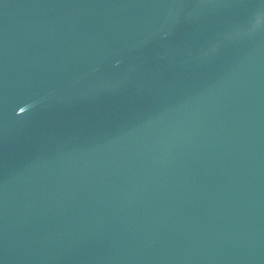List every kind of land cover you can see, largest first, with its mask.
Here are the masks:
<instances>
[{
	"label": "water",
	"instance_id": "water-1",
	"mask_svg": "<svg viewBox=\"0 0 264 264\" xmlns=\"http://www.w3.org/2000/svg\"><path fill=\"white\" fill-rule=\"evenodd\" d=\"M0 264H264V0H0Z\"/></svg>",
	"mask_w": 264,
	"mask_h": 264
}]
</instances>
